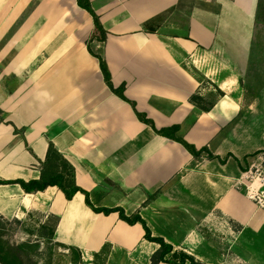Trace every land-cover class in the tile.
Masks as SVG:
<instances>
[{
    "label": "crops",
    "instance_id": "0c3cea01",
    "mask_svg": "<svg viewBox=\"0 0 264 264\" xmlns=\"http://www.w3.org/2000/svg\"><path fill=\"white\" fill-rule=\"evenodd\" d=\"M260 1L91 0L107 32L91 48L114 86L124 85L157 129L177 125L178 137L207 146L221 163L206 153L195 158L157 133L108 87L87 47L93 18L76 0H41L8 64L9 74L17 72L15 89L0 79V179H38L52 142L95 206L140 214L153 235L206 263L232 264L246 250L250 264H264V206L252 196L264 179L246 184L240 168L244 156L264 152V120L252 101L242 102ZM205 80L224 93L210 110L190 99L206 94ZM31 212L41 222L59 217L55 241L81 251L76 264H150L160 247L141 223L95 212L82 192L69 200L57 186L28 193L18 183L0 185V216L23 220ZM204 224H216L222 241L203 232ZM105 246L102 263L95 255Z\"/></svg>",
    "mask_w": 264,
    "mask_h": 264
},
{
    "label": "rangeland",
    "instance_id": "374dc122",
    "mask_svg": "<svg viewBox=\"0 0 264 264\" xmlns=\"http://www.w3.org/2000/svg\"><path fill=\"white\" fill-rule=\"evenodd\" d=\"M39 5H41V0H30L28 3H25L24 0H0V79L5 78L7 81L5 86H13L11 89H15L16 87L15 79L17 72L9 74V61L11 58L18 57V50L20 48L18 46L25 43L27 15ZM258 19L259 25L254 41L256 50L253 52L252 57L253 65L247 70L242 81L245 90V98L242 102L244 106H247L252 101L261 121L264 120V0L260 1ZM21 69L23 71L19 74L24 75L25 68ZM204 85L207 87V92L199 100L200 106H208L219 96V89L214 84L205 80ZM254 95L256 97L251 98ZM5 117L3 111L0 110V122H3ZM240 168L243 182L246 184H251L255 180H263L264 152L248 157L246 161H242ZM256 194V197L253 198L259 206H264L258 199L259 197L264 201V187L258 189ZM41 217V214L33 213L18 223L13 219H5L0 216V239L4 242L3 247H0L1 252L4 254L7 251V245H17L27 240H37V228L41 222ZM201 230L213 240L222 241V237L225 235L220 232L218 233L219 227L216 224H204L201 226ZM38 242L39 248H37V251L23 255L22 264H48L50 261L53 264L54 259L57 260L58 264H67V261L63 257V254L67 253L71 256V260L74 263H78L77 261L75 262L76 252L69 248L54 245L50 253V244H47L43 239H40ZM221 245L224 246V243L222 242ZM225 251L227 259L230 252L228 249ZM238 254L241 256H237L235 263L232 264H250L245 259V256H248L246 250H241ZM224 264H230V262L228 263L227 261Z\"/></svg>",
    "mask_w": 264,
    "mask_h": 264
},
{
    "label": "trees",
    "instance_id": "16d2710c",
    "mask_svg": "<svg viewBox=\"0 0 264 264\" xmlns=\"http://www.w3.org/2000/svg\"><path fill=\"white\" fill-rule=\"evenodd\" d=\"M79 7L86 10L93 18L94 30L91 35V38L87 41V47L89 52L98 58L100 63V69L103 74L105 83L108 87L117 94L123 100L131 103L136 111L137 116L141 121L150 125L157 133L166 136L170 139L176 140L181 143L195 158H199L203 153L207 154L208 159H218L221 163H224L226 160L220 158L219 156L214 155L207 146L200 149L196 148L193 144L187 142L185 139L178 137L176 135L178 131V126L173 125L170 127H165L157 129L154 122L147 117L146 114L139 112L136 109L135 103L129 100L124 94V85L115 87L112 82L111 72L104 58L95 53L91 48V42L93 40L104 41L106 39V30L104 29L99 15L96 13L95 9L92 6L91 0H76ZM219 95L223 96L224 93L219 90ZM191 102L196 104L203 110H210L213 107V103H210L208 106H200L199 100L202 99V96L198 93H195L191 96ZM256 152L255 154L259 153ZM231 156V155H230ZM248 155L244 156L243 160L246 161ZM18 183L25 192L35 193L38 191H44L49 186H57L65 195L67 199H72L76 193L82 192L86 197V203L97 213H103L109 215L111 213L117 212L120 218L129 224L141 223L145 230V238L149 241L156 242L160 247L152 254L150 264H159L161 262L169 264H209L204 261L197 259L192 254L187 253L183 250L175 251L172 244L165 241L161 236L153 235L151 229L147 225L146 221L141 217L140 214L128 215L125 210L120 206L115 207H103L95 206L90 200V194L87 190L81 188L75 180V168L74 166L58 151L55 145L50 142L48 145L47 153L45 160L41 163V176L38 179H31L25 181L23 179H0V185L2 184H13ZM155 194L151 195L149 199L155 198ZM37 213L31 212L29 215ZM39 214V213H38ZM2 217V216H1ZM3 218V217H2ZM16 222L20 223L23 220L14 218ZM25 221V220H24ZM59 222V217L56 215H50L44 222H40L37 228V240H27L17 245H7V251L3 254L0 248V264H22L23 255L30 252H36L39 248V240L43 239L50 244L49 249L50 253L52 252V246L59 245L69 248L70 250L76 252V260L78 263L82 261L81 251L73 246H67L63 243L55 241V230ZM4 242L0 239V247H3ZM107 246H105L100 253L96 254L95 257L101 260L107 254ZM104 256V257H103ZM103 257V258H102ZM74 263V261H72ZM48 264H52L50 261ZM76 264V263H74Z\"/></svg>",
    "mask_w": 264,
    "mask_h": 264
},
{
    "label": "built area",
    "instance_id": "2783aa9c",
    "mask_svg": "<svg viewBox=\"0 0 264 264\" xmlns=\"http://www.w3.org/2000/svg\"><path fill=\"white\" fill-rule=\"evenodd\" d=\"M256 195H257L256 193H253V194H252L253 197H256ZM257 197H258V196H257ZM258 199L261 201V204H264V201H263L261 198L258 197Z\"/></svg>",
    "mask_w": 264,
    "mask_h": 264
}]
</instances>
